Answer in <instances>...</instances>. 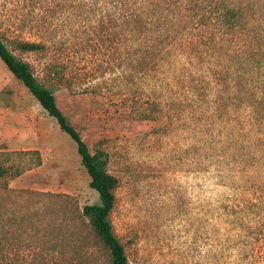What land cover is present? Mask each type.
Listing matches in <instances>:
<instances>
[{"label": "rangeland", "instance_id": "374dc122", "mask_svg": "<svg viewBox=\"0 0 264 264\" xmlns=\"http://www.w3.org/2000/svg\"><path fill=\"white\" fill-rule=\"evenodd\" d=\"M196 1L159 0L141 33L110 0H0V39L53 90L90 151L107 154L118 179L110 220L131 264H264V163L242 175L234 145L239 112L254 109L214 67L231 44L219 51V35L205 38L219 32L193 19ZM20 41L45 49L23 52ZM188 76L210 83L192 107ZM0 165L13 168L0 181L4 264H109L82 216L99 196L76 143L1 59Z\"/></svg>", "mask_w": 264, "mask_h": 264}, {"label": "trees", "instance_id": "16d2710c", "mask_svg": "<svg viewBox=\"0 0 264 264\" xmlns=\"http://www.w3.org/2000/svg\"><path fill=\"white\" fill-rule=\"evenodd\" d=\"M110 2L116 4V9L118 7L128 9L129 14L125 15L128 18V25L134 29L140 27L139 29L142 33V27L146 26V24L142 23H147V25L153 23V21L148 22L143 19L145 10L147 8L151 10V8L156 7L159 0H110ZM193 10H195L193 19L197 17V22L205 30L209 29L208 22L215 20L219 33H213L212 30L210 31L211 34L205 38L209 37L208 40L211 41L213 37L219 35L218 42L221 46L219 51H222L226 41L231 44L228 52L232 57L228 60L230 63L223 62L225 61L223 58L217 59V66L212 62L211 58L207 59V63H211L210 67L214 64V67L218 69L219 75L231 74L232 79L235 80V86H237V96L235 98L238 105H243L247 109L248 104L254 109L253 114L245 112L243 115L239 112L238 121L241 126L238 128L234 145L238 147V155L241 161L239 166L242 167V175L251 171L261 173L257 172V169L260 170L259 166L264 163V158L262 157L264 153L261 145L262 137H264V0H251L248 2L197 0ZM202 11H204L202 13L203 16L201 15ZM113 14L117 15L115 11ZM152 27L151 25L150 29ZM254 35L256 38H253ZM228 36H231V38H227ZM160 45L166 47L167 44L161 43ZM149 47L150 45L148 44L147 48L149 49ZM17 48L23 52H40L44 51L45 46L40 42L20 41L17 42ZM220 55L221 57L223 56L222 53ZM194 58L198 59V56L191 55L189 60L193 61ZM0 59L14 77L28 89L49 116L58 122L61 130L76 143L81 163L91 178L90 186L99 196V203L85 206L82 216L88 221L98 244L107 251L109 264H131L125 247L116 236L110 220V214L116 203L115 190L118 187V179L107 170V154L103 150H97L95 153L90 151L86 141L60 109L53 90L39 82L31 66L18 59L1 39ZM201 61L203 62V60ZM53 74L55 77H60V72L54 71ZM190 77H187L189 87L187 86L183 95L186 98V102L191 103L192 107L201 99L204 101L205 98L203 97H207L205 94L206 85L210 83L200 86V89L195 88L191 85L192 79L189 80ZM185 79L186 76H184L183 81ZM196 89H199L198 92L203 97L196 92ZM257 89H259L260 94ZM178 100L180 99L177 98L176 101ZM159 109L162 110L161 108ZM235 155H237V150ZM12 169L0 165V181L11 175ZM15 173L19 175V172ZM4 261H6L5 258L1 257L0 264H4Z\"/></svg>", "mask_w": 264, "mask_h": 264}]
</instances>
